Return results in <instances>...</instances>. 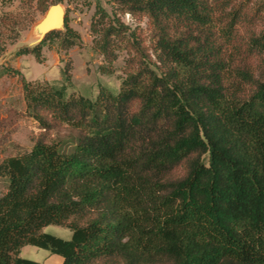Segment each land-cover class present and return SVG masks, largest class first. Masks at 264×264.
<instances>
[{"label": "trees", "instance_id": "1", "mask_svg": "<svg viewBox=\"0 0 264 264\" xmlns=\"http://www.w3.org/2000/svg\"><path fill=\"white\" fill-rule=\"evenodd\" d=\"M108 1L146 18L154 60L98 5L101 72L118 43L136 54L117 93H69V65L61 84L23 78L41 129L78 137L66 151L43 134L0 162V264H40L28 246L62 264H264V0ZM51 34L65 50L79 38L66 24ZM49 36L18 54L40 59Z\"/></svg>", "mask_w": 264, "mask_h": 264}, {"label": "rangeland", "instance_id": "2", "mask_svg": "<svg viewBox=\"0 0 264 264\" xmlns=\"http://www.w3.org/2000/svg\"><path fill=\"white\" fill-rule=\"evenodd\" d=\"M55 4L63 6L66 12V25L79 37L75 46L68 50L63 49L62 38L50 33L41 48L40 59L31 54L19 55L21 49L38 45L37 25ZM98 5L105 9L111 18L118 13L108 0H62L58 3L49 2L41 9L35 2L0 0V74L3 71L10 72L0 76V162L29 151L43 134L59 142L66 151L71 150L78 137L77 131L66 125H55L53 130L47 133L41 129L26 112L23 78L42 84H61L62 71L69 65L73 84L69 93L95 99L101 87L108 88L113 93L119 91L122 79L136 54L127 41L118 43L117 47H120L117 51L118 58L111 67L113 73L107 75L101 72L100 69L106 62L96 46L97 36L94 29L98 21L96 16ZM118 17L128 27L127 33L135 31L140 35L145 51L154 60L146 18L128 13H118ZM61 31H65V27L54 33ZM5 185L6 182L0 179V194ZM43 232L65 240L72 236L69 229L55 225L44 228ZM21 256L40 264L62 263L60 256L32 246L24 248Z\"/></svg>", "mask_w": 264, "mask_h": 264}, {"label": "water", "instance_id": "3", "mask_svg": "<svg viewBox=\"0 0 264 264\" xmlns=\"http://www.w3.org/2000/svg\"><path fill=\"white\" fill-rule=\"evenodd\" d=\"M55 10H60V11L56 20L52 22L50 21L49 18L51 17V14ZM65 20H66V12L63 6L60 4L52 5L47 11L45 18L37 25L38 38L36 44L42 43L48 34L54 31L63 30L66 24Z\"/></svg>", "mask_w": 264, "mask_h": 264}, {"label": "bare ground", "instance_id": "4", "mask_svg": "<svg viewBox=\"0 0 264 264\" xmlns=\"http://www.w3.org/2000/svg\"><path fill=\"white\" fill-rule=\"evenodd\" d=\"M59 11L60 10H55L52 14H51V17L49 18L50 19V21H54V20H56V18L58 17V15H59Z\"/></svg>", "mask_w": 264, "mask_h": 264}, {"label": "crops", "instance_id": "5", "mask_svg": "<svg viewBox=\"0 0 264 264\" xmlns=\"http://www.w3.org/2000/svg\"><path fill=\"white\" fill-rule=\"evenodd\" d=\"M29 247H31V246H28V248H29ZM25 248H27V247H25ZM22 251H23V250H22ZM21 254H22V253H21ZM62 262H63V259H62ZM59 264H60V263H59ZM61 264H62V263H61Z\"/></svg>", "mask_w": 264, "mask_h": 264}]
</instances>
